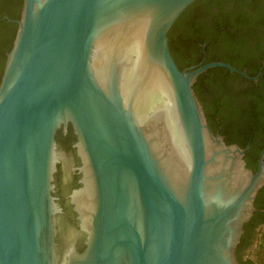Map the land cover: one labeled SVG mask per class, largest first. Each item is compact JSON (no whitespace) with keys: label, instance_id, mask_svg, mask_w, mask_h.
Returning <instances> with one entry per match:
<instances>
[{"label":"water","instance_id":"1","mask_svg":"<svg viewBox=\"0 0 264 264\" xmlns=\"http://www.w3.org/2000/svg\"><path fill=\"white\" fill-rule=\"evenodd\" d=\"M195 1L23 0L0 83V264H241L264 147L254 171L193 85L261 72L178 67L168 33ZM217 163L238 174L209 193Z\"/></svg>","mask_w":264,"mask_h":264},{"label":"trees","instance_id":"2","mask_svg":"<svg viewBox=\"0 0 264 264\" xmlns=\"http://www.w3.org/2000/svg\"><path fill=\"white\" fill-rule=\"evenodd\" d=\"M22 7L23 0H0V83L7 52L18 29L15 20L20 18ZM213 9L216 14L212 13ZM246 12L262 18L264 0H196L190 4L168 33L170 51L178 67L183 70L205 57L204 63L223 61L240 70L247 68L250 76L256 75L255 65L250 64L259 58V48L241 37L250 33V24L241 17ZM193 88L213 132L220 133L227 144L242 148L250 144L244 158L247 166L256 171L264 147V76L254 84L253 80L227 68L213 67L197 77ZM255 206L253 216L244 224L245 232L260 219L264 223V186L256 196ZM263 230L243 264H264ZM245 232L237 253L245 245Z\"/></svg>","mask_w":264,"mask_h":264},{"label":"flooded vegetation","instance_id":"3","mask_svg":"<svg viewBox=\"0 0 264 264\" xmlns=\"http://www.w3.org/2000/svg\"><path fill=\"white\" fill-rule=\"evenodd\" d=\"M212 13L216 14V9H213ZM238 17L240 16L238 15ZM241 17L243 20L247 21L250 24V26L248 27L250 31L249 35L241 36V37L251 42H254L256 46L259 48V58H257L254 63H251L250 66L255 65V68L258 71L257 74L254 76H257L260 72L261 74L258 76L257 80L247 78L249 80H253L254 84H257L259 82L260 76H264L263 75L264 74L263 73V70H264V16L262 18H259L258 14L254 12H246L245 14H242ZM231 28L234 29V26H231ZM205 45L206 44H204V46ZM205 59H206L205 57L200 58L198 64L204 62ZM191 66L185 67L184 69H188ZM242 71H245L247 73V68H245ZM247 146H249L250 148V144H248ZM263 228H264V223L260 219L259 221H256L254 225H252L247 232L244 231L246 234L245 235V245L240 253H237V250H236L237 257L241 264H243V262L246 261L252 247L258 242Z\"/></svg>","mask_w":264,"mask_h":264},{"label":"bare ground","instance_id":"4","mask_svg":"<svg viewBox=\"0 0 264 264\" xmlns=\"http://www.w3.org/2000/svg\"><path fill=\"white\" fill-rule=\"evenodd\" d=\"M213 170H215V172H213V173H215V175L217 176L218 179H217V181H214V180L209 181L208 186H207V192H209V193H212L214 191L216 185H218V184L224 185L226 182L230 183V182L236 180V179L227 178V176L230 172L238 174L235 166L229 168L228 166L222 165L220 163L215 164ZM227 191H229V189L221 190V193L223 195H227ZM214 195H215V193L213 194L212 197H210L208 195V198L212 199L214 197ZM229 195L224 196V197L227 198Z\"/></svg>","mask_w":264,"mask_h":264},{"label":"rangeland","instance_id":"5","mask_svg":"<svg viewBox=\"0 0 264 264\" xmlns=\"http://www.w3.org/2000/svg\"><path fill=\"white\" fill-rule=\"evenodd\" d=\"M263 235H264V230H263ZM261 256H262V258L264 259V250L262 251Z\"/></svg>","mask_w":264,"mask_h":264}]
</instances>
